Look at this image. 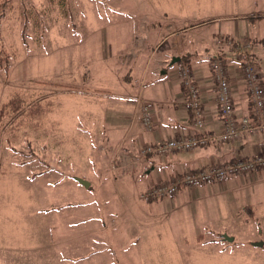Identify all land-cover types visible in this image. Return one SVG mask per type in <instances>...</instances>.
<instances>
[{
	"label": "rangeland",
	"instance_id": "374dc122",
	"mask_svg": "<svg viewBox=\"0 0 264 264\" xmlns=\"http://www.w3.org/2000/svg\"><path fill=\"white\" fill-rule=\"evenodd\" d=\"M235 22L264 35V0L0 1V109L21 106L0 124V264H264V173L208 202L147 200L132 142L138 29L229 49L209 32Z\"/></svg>",
	"mask_w": 264,
	"mask_h": 264
},
{
	"label": "crops",
	"instance_id": "0c3cea01",
	"mask_svg": "<svg viewBox=\"0 0 264 264\" xmlns=\"http://www.w3.org/2000/svg\"><path fill=\"white\" fill-rule=\"evenodd\" d=\"M257 29L260 28H254L252 23L235 22L231 29H218L215 32H209V34L214 40L213 45H215L216 40H224L225 38L232 42L251 40L253 48L250 50L249 59L262 76V84L264 85V46L260 45V47L258 45V42L264 44V35H259L256 32ZM252 30L254 33H252ZM196 32H202L204 35L207 33V31ZM183 36L174 41L172 40L171 44L163 43L162 46L153 48L150 44L151 36L147 33V30L138 29V49L135 47L130 48L129 53L131 55L127 56V58L131 57L127 59L128 62H131L138 55V78H136L138 80L132 79V82L129 78L125 80L135 88L134 95L137 101L134 104L138 105V121H141L142 105L148 106L153 127L148 131L139 122L140 130L137 135L133 136L132 142H138L139 152L142 146L153 145L176 137L206 136L210 141L204 147L189 152H170L163 156L150 155L143 158L138 156V168H142V179L148 184L145 189L154 186L159 179L169 180L188 171L207 168L212 164H227L239 159H249L264 152V133L244 134L238 140L229 143H223L217 138L222 132V124L216 102L217 84L211 69V58L213 56H217L222 61L230 85L234 119L239 121L242 118H247L251 124L256 123L253 115L252 96L244 81L243 74L239 70L240 65L235 57V51L216 45L217 50L215 48L213 50L211 47L209 49V46H205L204 39L198 41V45H204L203 50L197 51L191 48V46L197 44L192 43L191 40L187 41ZM143 52L152 54L150 62L147 61V65L145 64L144 67L141 64ZM173 57H183L185 60L184 65L167 70L174 65L169 66ZM180 62L181 58L175 64ZM162 67H165L166 72L161 69ZM181 68L188 69L192 84L198 90L197 100L200 103L201 111L199 121L202 123L200 127L195 126L198 119L194 111L187 106L189 97L187 87L179 77ZM159 70L161 75H165V77L156 79L153 88L149 87L145 92L149 72H158ZM262 173L264 172L258 171L252 175L229 178L220 185L221 188L213 182L209 185L193 188V191L182 188L174 197L164 199L168 203H173L176 200L189 203L193 200L208 202L219 193L220 190L217 188H226L228 183L230 185L228 188L231 190V187L235 188L241 183H246L249 179L254 180Z\"/></svg>",
	"mask_w": 264,
	"mask_h": 264
},
{
	"label": "built area",
	"instance_id": "2783aa9c",
	"mask_svg": "<svg viewBox=\"0 0 264 264\" xmlns=\"http://www.w3.org/2000/svg\"><path fill=\"white\" fill-rule=\"evenodd\" d=\"M225 44L236 53V59L240 65L239 70L243 74L244 81L252 96L253 115L256 119L255 124H251L247 118H242L239 121L234 119L230 85L222 61L217 56H213L211 58V69L217 84L216 102L222 124V132L217 138L223 143H229L238 140L244 134L264 133V85L262 84V76L249 59L250 44L245 40L236 42L228 40ZM179 77L187 87L189 97L187 106L194 111L198 119L195 126L200 127L202 123L199 121L201 111L200 103L197 100L198 90L192 84L191 75L187 68L179 70ZM141 123L148 131L153 127L149 108L145 105L141 107ZM209 141L210 139L206 136L176 137L153 145L142 146L139 154L143 158L147 155L163 156L170 152H189L204 147ZM257 171H264V152L249 159H239L227 164H212L207 168L188 171L169 180L159 179L154 186L145 190L143 197L147 200L172 198L182 188L193 189L212 182L223 184L228 178L252 175Z\"/></svg>",
	"mask_w": 264,
	"mask_h": 264
},
{
	"label": "trees",
	"instance_id": "16d2710c",
	"mask_svg": "<svg viewBox=\"0 0 264 264\" xmlns=\"http://www.w3.org/2000/svg\"><path fill=\"white\" fill-rule=\"evenodd\" d=\"M0 1H2V0H0ZM224 40H228L227 38H225ZM133 41H134V46L136 45L137 46V44H138V38H133ZM181 58V62H184L185 60H184V58L183 57H180ZM164 72H166L165 70V67H162L161 68ZM9 107H7V105L5 106V107H3L2 109H0V124L2 123V121H3V118H4V116L5 115H8L10 112L12 113H14V112H17V111H19L20 109H21V106H20V101H19V98L18 97H15V98H13V99H11L10 101H9ZM147 156H150V155H147ZM158 156V155H157ZM145 157V156H144ZM258 172V171H257ZM229 179V178H228ZM228 179H226V180H228ZM225 180V181H226ZM225 181H224V183H225ZM213 183H216V182H213ZM211 184V183H210ZM218 184V183H217ZM206 185H209V184H206ZM219 185H221V184H219ZM203 186H205V185H203ZM200 187V186H199ZM198 188V187H197Z\"/></svg>",
	"mask_w": 264,
	"mask_h": 264
},
{
	"label": "water",
	"instance_id": "95a60500",
	"mask_svg": "<svg viewBox=\"0 0 264 264\" xmlns=\"http://www.w3.org/2000/svg\"><path fill=\"white\" fill-rule=\"evenodd\" d=\"M179 61H180V58H178V57H173V58H171V61H170L169 66H171V65H173V64H175V63H177V62H179ZM76 181H77L79 184H81L84 188H88V187H89V183L86 182V181H84V180H82V179H77ZM223 239L226 240L227 242H232V241H233L232 238L227 237L226 235L223 236ZM254 246H256V247H261V246H262V243H255Z\"/></svg>",
	"mask_w": 264,
	"mask_h": 264
}]
</instances>
